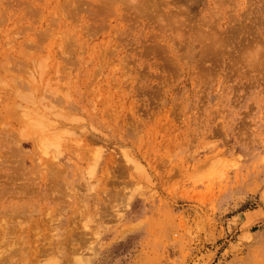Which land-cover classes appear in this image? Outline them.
Instances as JSON below:
<instances>
[{"label": "rangeland", "instance_id": "1", "mask_svg": "<svg viewBox=\"0 0 264 264\" xmlns=\"http://www.w3.org/2000/svg\"><path fill=\"white\" fill-rule=\"evenodd\" d=\"M0 264H264V0H0Z\"/></svg>", "mask_w": 264, "mask_h": 264}, {"label": "bare ground", "instance_id": "2", "mask_svg": "<svg viewBox=\"0 0 264 264\" xmlns=\"http://www.w3.org/2000/svg\"><path fill=\"white\" fill-rule=\"evenodd\" d=\"M29 113V112H28ZM34 119H36V117L34 118ZM40 119V118H39ZM37 120V119H36ZM41 120V119H40ZM39 122V121H38ZM42 124H43V120H42ZM42 126V125H41Z\"/></svg>", "mask_w": 264, "mask_h": 264}]
</instances>
